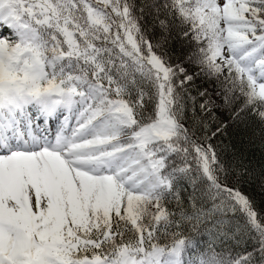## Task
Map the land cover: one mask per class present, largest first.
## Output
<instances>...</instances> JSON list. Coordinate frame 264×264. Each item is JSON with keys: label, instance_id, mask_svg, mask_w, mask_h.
<instances>
[{"label": "snow or ice", "instance_id": "snow-or-ice-1", "mask_svg": "<svg viewBox=\"0 0 264 264\" xmlns=\"http://www.w3.org/2000/svg\"><path fill=\"white\" fill-rule=\"evenodd\" d=\"M0 264H264V0H0Z\"/></svg>", "mask_w": 264, "mask_h": 264}, {"label": "trees", "instance_id": "trees-1", "mask_svg": "<svg viewBox=\"0 0 264 264\" xmlns=\"http://www.w3.org/2000/svg\"><path fill=\"white\" fill-rule=\"evenodd\" d=\"M199 83V82H198Z\"/></svg>", "mask_w": 264, "mask_h": 264}]
</instances>
